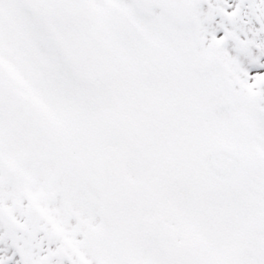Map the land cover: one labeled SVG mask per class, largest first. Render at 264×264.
I'll list each match as a JSON object with an SVG mask.
<instances>
[{"label":"snow or ice","instance_id":"6c2138e0","mask_svg":"<svg viewBox=\"0 0 264 264\" xmlns=\"http://www.w3.org/2000/svg\"><path fill=\"white\" fill-rule=\"evenodd\" d=\"M0 264H264V0H0Z\"/></svg>","mask_w":264,"mask_h":264}]
</instances>
